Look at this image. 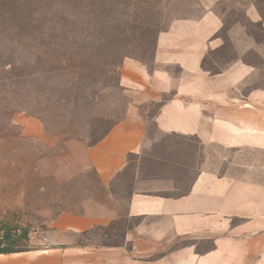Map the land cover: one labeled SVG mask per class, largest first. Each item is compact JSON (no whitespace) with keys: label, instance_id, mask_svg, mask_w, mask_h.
Masks as SVG:
<instances>
[{"label":"crops","instance_id":"1","mask_svg":"<svg viewBox=\"0 0 264 264\" xmlns=\"http://www.w3.org/2000/svg\"><path fill=\"white\" fill-rule=\"evenodd\" d=\"M191 2L193 15L157 35L152 68L125 62L133 102L87 152L106 195L135 164L121 243L73 241L116 219L87 204L0 264H264V0Z\"/></svg>","mask_w":264,"mask_h":264},{"label":"rangeland","instance_id":"2","mask_svg":"<svg viewBox=\"0 0 264 264\" xmlns=\"http://www.w3.org/2000/svg\"><path fill=\"white\" fill-rule=\"evenodd\" d=\"M195 12L191 0H0V251L44 246L59 215L87 204L116 219L73 241L121 243L135 222L125 215L135 164L106 195L87 152L133 102L120 86L125 62L152 68L157 35Z\"/></svg>","mask_w":264,"mask_h":264},{"label":"trees","instance_id":"3","mask_svg":"<svg viewBox=\"0 0 264 264\" xmlns=\"http://www.w3.org/2000/svg\"><path fill=\"white\" fill-rule=\"evenodd\" d=\"M14 236L10 235V233H7V236L3 238L4 241H10ZM1 244V243H0ZM27 250H15L11 248L4 249L0 251V254H13V253H21V252H26Z\"/></svg>","mask_w":264,"mask_h":264}]
</instances>
